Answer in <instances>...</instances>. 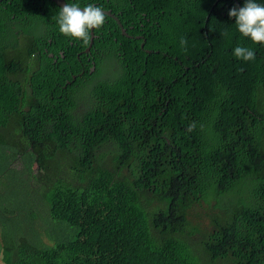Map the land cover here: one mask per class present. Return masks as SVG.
Segmentation results:
<instances>
[{
	"label": "trees",
	"instance_id": "1",
	"mask_svg": "<svg viewBox=\"0 0 264 264\" xmlns=\"http://www.w3.org/2000/svg\"><path fill=\"white\" fill-rule=\"evenodd\" d=\"M96 2L134 37L106 17L87 53L48 0L0 4V264H264V43L228 16L245 0ZM147 192L178 208L148 216ZM203 204L208 230L186 218Z\"/></svg>",
	"mask_w": 264,
	"mask_h": 264
},
{
	"label": "clouds",
	"instance_id": "2",
	"mask_svg": "<svg viewBox=\"0 0 264 264\" xmlns=\"http://www.w3.org/2000/svg\"><path fill=\"white\" fill-rule=\"evenodd\" d=\"M108 0H106L107 2ZM64 2H66L64 0ZM83 0H75V1H69V3H65L60 10L59 17L57 19V23L59 25V31L69 37L72 38H80L84 41V43H87L89 38V31L91 30V38L94 36V40L96 36L94 35V29H97L105 24L106 17L113 19L111 15L108 13L103 12L102 8L98 5V2L94 4H88L87 6H83ZM236 7L231 8L228 11L229 18H235V24L237 26L238 31L244 36L250 38L254 43H264V4H258L255 2V0H245V3L243 7L239 6V3L235 2ZM108 4V3H106ZM121 33L125 35L126 37L133 38L134 36L129 35L126 33L125 29L121 28ZM93 33V35H92ZM141 36H137V38H140ZM181 46H186L187 41L184 38H181ZM91 44V40H90ZM87 47V49L90 47ZM94 44V41H93ZM142 48L145 47V42L143 41V44L141 46ZM93 48V45H92ZM87 53H91V50ZM101 52V51H100ZM147 54H151L152 52L147 50ZM159 53V52H157ZM234 56L238 59H242L244 61H250L255 59V52L247 47L244 46H237L234 49L233 52ZM52 58V57H50ZM93 64L95 62H92ZM117 63V61H115ZM118 64V63H117ZM116 64V65H117ZM116 68L119 70V73L116 76H113L110 81H113L114 79L118 78L122 74L121 66L117 65ZM115 68L111 69L114 70ZM96 70V67L91 68V73ZM146 74V71L143 72V75ZM128 77L127 70L123 68V76L120 80V82L116 85V88H120V85H122V82L126 80ZM90 92V91H89ZM86 94V96H82L79 101L77 102V107L74 109L76 113H73L75 116H78L82 113H85V111L89 110L87 107V104L89 101L93 100V97L90 96V94ZM83 107L82 110H80V107ZM115 128H109V130L106 131H113ZM91 155H88V157ZM101 156V155H100ZM108 158L107 160L116 158L118 155H106ZM23 171L25 175V166L23 167ZM32 171L35 172L34 175H29V179L32 185H42L43 180L46 181L45 175L39 170L38 165H34L32 167ZM126 174H128L131 171H128L127 169L124 170ZM121 181V180H120ZM119 182V181H118ZM117 182V183H118ZM116 183V184H117ZM115 184V185H116ZM20 186V184H19ZM22 191H29L30 188H20ZM140 200L141 205L143 209L145 210L146 214L148 216H152V214H156L157 220H163L166 217L171 216V214L178 208V206L175 205H169L167 202H162L157 199H154L151 194L148 192L142 195L140 198H137ZM157 203L160 206L151 208L152 203ZM134 204V201H133ZM191 210V209H190ZM189 210V211H190ZM189 211L186 212V218L189 221L188 214Z\"/></svg>",
	"mask_w": 264,
	"mask_h": 264
},
{
	"label": "rangeland",
	"instance_id": "3",
	"mask_svg": "<svg viewBox=\"0 0 264 264\" xmlns=\"http://www.w3.org/2000/svg\"><path fill=\"white\" fill-rule=\"evenodd\" d=\"M83 107L81 106L80 107V110H82ZM22 169V167L20 165H17L16 166V172L20 173V170ZM10 174V172H8V175ZM21 174V173H20ZM24 174V171L22 173V175ZM8 182L11 184V189L9 190V192H12L13 194V197H12V202H15L17 204H20V205H25L27 206L24 214H25V217H26V214L28 212V209H29V204L31 203V193H29V191H22L21 189L18 188L19 184H14L13 182V179H9ZM2 187V180L0 179V192H2L3 189H1ZM44 206V205H43ZM160 206L159 204L157 203H152L151 204V208H155V207H158ZM205 205H201V206H194L192 207V209L189 211V214H188V218H189V222L192 224V226H197L198 228L201 226L202 228L204 227L205 229H207L208 227V222L206 219H204V213H205ZM45 208L42 209L41 208V211H40V214L42 212H44ZM209 211V210H207ZM43 214V213H42ZM28 220V223H27V228H30L31 225H34L35 222L32 221V220ZM31 224V225H30ZM208 230V229H207ZM29 239V238H27ZM6 257L3 256V253L1 254L0 256V259L3 260L4 258Z\"/></svg>",
	"mask_w": 264,
	"mask_h": 264
},
{
	"label": "flooded vegetation",
	"instance_id": "4",
	"mask_svg": "<svg viewBox=\"0 0 264 264\" xmlns=\"http://www.w3.org/2000/svg\"><path fill=\"white\" fill-rule=\"evenodd\" d=\"M71 1H75V0H71ZM94 3H96V0H83V3H82V4H83V6H87L88 4H94ZM98 5L102 8L103 12L108 13L109 15H111L112 17H114L112 20H114V21L118 24V26L120 27V29L123 28L122 25L120 24L118 18H117L115 15H112L110 10H106L107 8H109V7L107 6V4H104V5L101 6V5L98 3ZM115 19H117V20H115ZM102 27H103V25H102L101 27L97 28V30L102 29ZM123 29H124V28H123ZM94 30H95V29H94ZM96 38H97V37H96ZM96 38H95V39H96ZM94 41H95V40H94Z\"/></svg>",
	"mask_w": 264,
	"mask_h": 264
},
{
	"label": "water",
	"instance_id": "5",
	"mask_svg": "<svg viewBox=\"0 0 264 264\" xmlns=\"http://www.w3.org/2000/svg\"><path fill=\"white\" fill-rule=\"evenodd\" d=\"M6 1H8V0H0V4H2L3 2H6ZM48 1L51 2L53 5H55L60 10H61V7L65 4L64 0H48ZM115 20H117V19H115ZM92 35H93V33H92ZM93 41H94V36H92V38H91V44H90V47L87 49V52L90 51V49L92 48Z\"/></svg>",
	"mask_w": 264,
	"mask_h": 264
}]
</instances>
